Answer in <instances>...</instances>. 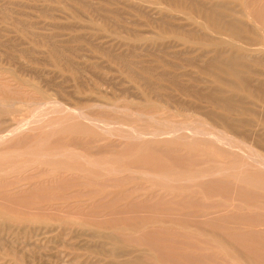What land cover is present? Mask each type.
I'll use <instances>...</instances> for the list:
<instances>
[{
  "label": "rangeland",
  "instance_id": "374dc122",
  "mask_svg": "<svg viewBox=\"0 0 264 264\" xmlns=\"http://www.w3.org/2000/svg\"><path fill=\"white\" fill-rule=\"evenodd\" d=\"M203 2L245 35L203 26ZM255 45L264 0H0V264H264V108L196 67L262 70ZM213 88L247 113L205 102ZM210 111L261 138H220Z\"/></svg>",
  "mask_w": 264,
  "mask_h": 264
},
{
  "label": "bare ground",
  "instance_id": "6f19581e",
  "mask_svg": "<svg viewBox=\"0 0 264 264\" xmlns=\"http://www.w3.org/2000/svg\"><path fill=\"white\" fill-rule=\"evenodd\" d=\"M161 1V0H160ZM164 1V0H163ZM172 2V1H171ZM176 2V1H175ZM189 2H190V0H189ZM192 2V1H191ZM218 2V1H217ZM188 3V2H187ZM201 2H197V4H200ZM206 3V2H205ZM204 2L202 3V5H199V7H198V5L196 4V7H195V5H193L192 6V4L193 3H191V12H193L194 14H196L197 16H198V18H200L199 20H200V23L204 26H206L207 25V27H208V25H210V27L212 26V28L214 29V28H217V29H219V28H222L223 30H228V32H230V35L233 37V38H239V37H241L242 35H245V33L243 34V33H241V31H240V27H239V25L238 24H236L235 23V21L234 20H231V19H229V18H227L226 17V15L223 13V12H220V10L219 11H217L218 9H219V6H218V8H214L213 6H208V5H203V4H205ZM216 3V2H215ZM220 3H222V2H220ZM173 4V3H172ZM208 4V3H207ZM211 4H213V3H211ZM224 4H226V3H224ZM242 3H240V5H241ZM223 5V4H222ZM186 6V5H185ZM189 7H190V5H189ZM188 7V8H189ZM228 7V6H227ZM136 8V7H135ZM222 8V7H221ZM228 8H230V7H228ZM227 8V9H228ZM222 10H223V8H222ZM229 10V9H228ZM190 11V10H189ZM227 11V10H226ZM193 13H191V14H193ZM246 14V13H245ZM232 16H233V14H232ZM196 17V16H195ZM124 20V19H123ZM126 20V19H125ZM113 21V20H112ZM18 22V21H17ZM115 24V23H114ZM21 25V24H20ZM23 26V25H22ZM119 26V25H118ZM117 26V27H118ZM210 27H208L209 29H210ZM206 28V27H205ZM175 29V28H174ZM207 29V28H206ZM208 30V29H207ZM212 30V29H211ZM242 30H244V29H242ZM215 31V30H214ZM213 31V32H214ZM216 32H218L219 33V31H216ZM261 34H262V32H260ZM178 34V33H177ZM225 34V33H224ZM214 35V34H213ZM226 35V34H225ZM248 35V34H247ZM252 35L253 36H255V37H258V36H260V34H258L257 32H252ZM228 36V35H227ZM226 36V37H227ZM249 36V35H248ZM247 36V37H248ZM188 37V36H187ZM214 37V36H213ZM218 37V36H217ZM245 37V36H244ZM261 37V36H260ZM27 38H29V37H27ZM43 38V37H42ZM189 38V37H188ZM225 40H226V38H224ZM250 41L253 39V38H248ZM167 40V39H166ZM230 40V38L228 39V41ZM231 40H232V38H231ZM235 40V39H234ZM257 39L255 38V41H256ZM11 42V41H10ZM238 41H234V44H236V45H240L241 43H237ZM223 43V42H222ZM227 43V42H226ZM233 44V43H232ZM234 44H233V46H234ZM244 45V44H243ZM245 47V46H244ZM252 47H254V46H252ZM255 47H256V45H255ZM249 48V47H248ZM253 48H250V50H252ZM255 49H264V45L263 46H260L259 48L258 47H256ZM54 50H55V48H54ZM18 51V50H17ZM30 51V50H29ZM53 52V51H52ZM59 53V52H58ZM130 53H131V51H130ZM203 53V52H202ZM62 54V53H61ZM60 53H59V55H61ZM54 55H55V53H54ZM258 55H261V57L264 55V51H260V54L258 53ZM29 56V55H28ZM52 56H53V54H52ZM55 56H57V55H55ZM62 56V55H61ZM124 56V55H123ZM128 56V55H127ZM243 56H244V54H243ZM242 55H237V54H234V56H231V57H227L226 59H223V58H221V56L219 55V54H214L211 58H209V59H207V60H205V61H203L201 64H198L196 67H197V69L199 70V72H203L204 74L206 73L207 75L209 74V76L211 75L214 79H216V80H220L221 82H224L228 87H231L232 89H239V90H242V91H246V92H248L249 94H250V96H252V100L249 102L252 106H257V107H262V108H264V80H260L259 78H258V80H257V78L255 77V76H253L252 75V78L250 77L251 76V74H246V75H243L242 74V70H244V69H246L245 70V72L247 71V72H251L250 71V69L252 68H249L250 66H248V63L245 61V57H243ZM246 56V55H245ZM250 56V55H249ZM157 57V56H156ZM247 57V56H246ZM252 57V56H251ZM251 57H249V58H251ZM257 57H259V56H257ZM257 57H253L252 58V61L254 60H257L256 58ZM31 58V57H30ZM111 58V57H110ZM114 58V57H113ZM119 58V57H118ZM195 58V57H194ZM249 58H246V60L247 59H249ZM56 59V58H55ZM261 59V58H260ZM34 60V59H33ZM117 62V61H116ZM136 62V61H135ZM263 62L264 61H262V64H263ZM167 63V62H166ZM196 63V62H195ZM69 65V64H68ZM251 65H254V64H251ZM260 66H261V64H260ZM149 68V67H148ZM149 70V69H148ZM197 70V71H198ZM262 70H264V69H262ZM262 70H255V71H253V69H252V72L251 73H253V74H256L258 77L260 76V78H261V76H264V71H262ZM78 71V70H77ZM130 71V70H129ZM222 73H224V74H228V75H230L231 76V82H229L228 80H222L221 78V75H222ZM166 75V74H165ZM179 75V74H178ZM152 76V75H151ZM164 76V75H163ZM253 77H255L256 78V82L254 83V84H252V81L253 80H255V79H253ZM264 78V77H263ZM170 79V78H169ZM262 79V78H261ZM147 80V79H146ZM165 80H166V78H165ZM171 80V79H170ZM176 80V79H175ZM173 81V80H172ZM199 81V80H198ZM219 81V82H220ZM149 82H151V81H149ZM168 82H169V80H168ZM171 82V81H170ZM143 83V82H142ZM152 83V82H151ZM173 83H175V82H173ZM178 82H176V84H177ZM176 84H173L174 86H176ZM178 85H180V84H177V87H178ZM180 87H182V86H179V88ZM186 87V86H185ZM184 87V91H185V89L187 88H185ZM178 88V89H179ZM183 88V87H182ZM181 89V88H180ZM191 89H189V91H190ZM144 91V90H143ZM187 91V90H186ZM20 92V91H19ZM182 92V91H181ZM188 92V91H187ZM222 92H224L223 91V88L222 89H220V88H213L212 90H206L205 92H203V93H201V98L202 99H204V101L205 102H207V103H209V104H211V105H214L215 107L217 106V108L218 107H222V109H224V111L226 110V112L228 111V112H241V111H243V112H246V111H244V110H242V109H240V108H242V105H241V103L244 101V100H242V102H241V97L239 98V97H237V96H224V95H222L223 93ZM11 93V92H10ZM194 93V92H193ZM240 93V92H239ZM243 93V92H242ZM14 94V93H13ZM22 94V93H21ZM187 94V93H186ZM196 94V93H195ZM170 95V94H169ZM190 95H192V94H190ZM242 95V94H241ZM16 96V95H15ZM243 96V95H242ZM246 96V95H245ZM135 97V96H134ZM168 98H170V97H168ZM248 98V97H247ZM172 99V98H171ZM17 100V99H16ZM5 102L6 101H3V100H0V103L2 104V103H4L5 104ZM36 103V102H35ZM6 104H7V102H6ZM5 104V106H7ZM38 104V103H37ZM177 104V103H176ZM243 104V103H242ZM40 105V104H39ZM197 105V104H196ZM179 106V105H178ZM187 106V105H186ZM194 106V105H193ZM39 107V106H38ZM172 108V107H171ZM246 108V107H245ZM39 109V108H38ZM181 109V108H180ZM196 109V108H195ZM76 110V109H75ZM187 110V109H186ZM248 112H251L252 113V111L253 110H251V109H246ZM193 111H194V109H193ZM79 112V111H78ZM82 112V111H81ZM81 112H79V113H77V114H79L80 116L82 115V113ZM254 112V111H253ZM30 113V112H29ZM163 113V112H162ZM206 114H204V115H206L208 118H211L212 117V120L214 119V120H216V122L215 123H217L218 124V126L219 127H221L222 129H223V131L225 132H223V134H222V131H221V134H222V137H220V138H223L224 140H226L225 138H227L228 136L230 137V138H234L235 136H242V137H244V136H250V137H257V138H259L260 136H261V134H262V131H264V130H262L261 132H259V133H255V132H250L249 130L247 131L246 129H244V127L246 128V126L248 127V126H250V125H252V122H253V120H246V119H239V118H228V117H225L223 114L221 115V114H219V115H216V114H214L213 112H205ZM247 113V112H246ZM129 114V113H128ZM218 114V113H217ZM241 114H242V112H241ZM86 115V114H85ZM259 115V114H258ZM72 116V115H71ZM77 116V115H76ZM154 116V115H153ZM83 117V116H82ZM130 117V116H129ZM151 117V116H150ZM163 117V116H162ZM79 118V117H78ZM165 119V118H164ZM93 120V119H92ZM92 120H90V121H92ZM99 120V119H98ZM155 120V119H154ZM213 120V121H214ZM63 121V120H62ZM65 121V120H64ZM68 121V120H67ZM94 121V120H93ZM102 121V120H101ZM160 121V120H159ZM95 122V121H94ZM163 122V121H162ZM169 122V121H168ZM192 122V121H191ZM201 122V121H200ZM24 123V122H23ZM104 123V122H103ZM177 123V122H176ZM214 123V124H215ZM55 124V123H54ZM96 124V123H95ZM170 124H172L171 122H170ZM185 124V123H184ZM213 124V123H212ZM56 125V124H55ZM108 125V124H107ZM111 125V124H110ZM183 125V124H182ZM207 125V124H206ZM77 126V125H76ZM185 126V125H184ZM210 126V125H209ZM174 127V126H173ZM172 127V128H173ZM181 127V126H180ZM192 127V126H191ZM105 128V127H104ZM171 128V127H170ZM110 129V128H109ZM182 129V128H181ZM196 129H198V128H196ZM196 129L194 130V132L196 133V132H198V131H196ZM108 130V129H107ZM106 130V131H107ZM171 130V129H170ZM174 130V129H173ZM191 130V129H190ZM105 131V132H106ZM111 131V130H110ZM117 131V130H116ZM135 131V130H134ZM149 131V130H148ZM177 131V130H176ZM203 131V130H202ZM202 131H201V133H202ZM215 131V130H214ZM151 132V131H150ZM168 132H170V131H168ZM178 132V131H177ZM192 132V131H191ZM135 133H137V132H135ZM145 133V132H144ZM193 133V132H192ZM199 133V132H198ZM197 133V134H198ZM201 133H200V135H201ZM217 133V132H216ZM105 134V133H104ZM142 134V133H141ZM191 134V133H190ZM194 134V133H193ZM204 134V133H203ZM206 134H207V132H206ZM208 134H210V133H208ZM152 135V134H151ZM163 135V134H162ZM159 136V135H158ZM188 136H189V134H188ZM198 136V135H197ZM203 136V135H202ZM207 136V135H206ZM220 136V135H219ZM219 136H218V140H221V139H219ZM135 137V136H134ZM153 137V136H152ZM212 137V136H211ZM228 137V138H229ZM136 138V137H135ZM215 139L217 138V136L216 137H214ZM227 138V139H228ZM238 138V137H237ZM261 138V137H260ZM197 139V138H196ZM222 139V140H223ZM246 139V138H245ZM234 140V139H233ZM238 140V139H237ZM236 140V141H237ZM262 141L264 140V139H261ZM72 141V140H71ZM143 141H145V140H143ZM215 141V140H214ZM228 141V140H227ZM227 141H224L225 143L227 142ZM235 141V140H234ZM258 141V140H257ZM89 142V141H88ZM218 142V141H217ZM230 142H231V144H232V141L230 140ZM229 143V142H228ZM238 143V142H237ZM263 143H264V141H263ZM262 143V144H263ZM75 144V143H74ZM246 144V143H245ZM224 145V144H223ZM244 145V144H243ZM258 145V144H257ZM136 146V145H135ZM226 146H227V144H226ZM232 147V146H231ZM88 148V147H87ZM236 148V147H235ZM83 149V148H82ZM108 150V149H107ZM251 150V149H250ZM249 150H247V152H248ZM64 152V151H63ZM62 152V153H63ZM257 152V151H256ZM61 153V152H60ZM75 153V152H74ZM252 153V152H251ZM249 154V153H248ZM57 155V154H56ZM60 155V154H59ZM247 155V154H246ZM251 155V154H250ZM254 155H256V153L254 154ZM244 156V155H243ZM52 157V156H51ZM245 157V156H244ZM80 158V157H79ZM263 161V160H262ZM86 162V161H85ZM84 163V162H83ZM104 163V162H103ZM197 163H199V162H197ZM201 163V162H200ZM258 163V162H257ZM90 164V163H89ZM260 165V164H259ZM94 166H95V164H94ZM261 166H262V164H261ZM258 167V166H257ZM91 168V167H90ZM260 168V167H259ZM35 169V168H34ZM51 170H53V169H51ZM110 170V169H109ZM43 171V170H42ZM44 171H46V170H44ZM111 171H112V169H111ZM129 171V170H128ZM178 171V170H177ZM218 171V170H217ZM221 171V170H220ZM145 173V172H144ZM34 174V173H33ZM211 174H213V173H211ZM35 175H37V174H35ZM148 176V175H147ZM154 176V175H153ZM204 176V175H203ZM107 178V177H106ZM212 178V177H211ZM119 180V179H118ZM171 181V180H170ZM183 181V180H182ZM172 182V181H171ZM229 182V181H228ZM217 183V182H216ZM48 184V183H47ZM59 184V183H58ZM72 184V183H71ZM77 184V183H76ZM44 186V185H43ZM242 186V185H241ZM49 187H51V185L49 186ZM198 187V186H197ZM63 188V187H62ZM34 189V188H33ZM128 191V190H127ZM233 193V192H232ZM245 193V192H244ZM249 193V192H248ZM176 194V193H175ZM174 195V194H173ZM39 196V195H38ZM42 196V195H41ZM262 196V195H261ZM43 197V196H42ZM190 200V199H189ZM190 202V201H189ZM195 202V201H194ZM177 203V202H176ZM142 204V203H141ZM136 205V204H135ZM147 205V204H146ZM200 205V204H199ZM232 205V204H231ZM131 207V206H130ZM138 207V206H137ZM161 207V206H160ZM163 207V206H162ZM148 208V207H147ZM173 208V207H172ZM170 209V208H169ZM178 210V209H177ZM193 210V209H192ZM139 212V211H138ZM188 212V211H187ZM146 213V212H145ZM213 213V212H212ZM211 213V214H212ZM241 213V212H240ZM135 214V213H134ZM162 214V213H161ZM245 214V213H244ZM249 214V213H248ZM254 214V213H253ZM146 215V214H145ZM150 215V214H149ZM157 215V214H156ZM169 215V214H168ZM167 215V216H168ZM175 215V214H174ZM188 215V214H187ZM227 215V214H226ZM239 215V214H238ZM237 215V216H238ZM132 216V215H131ZM185 216V215H184ZM246 216V215H245ZM140 217V216H139ZM179 217V216H178ZM186 217V216H185ZM235 217H236V215H235ZM247 217V216H246ZM172 218V217H171ZM187 218V217H186ZM185 218V219H186ZM195 218V217H194ZM255 218V217H254ZM132 219V218H131ZM241 219V218H240ZM135 220V219H134ZM189 220V219H188ZM192 220V219H191ZM210 220V219H209ZM251 220V219H250ZM257 220V219H256ZM222 221V220H221ZM195 222H197V221H195ZM224 222V221H223ZM202 223V222H201ZM198 224V223H197ZM209 225V224H208ZM215 225V224H214ZM238 225V224H237ZM202 226V225H201ZM245 226V225H244ZM146 228V227H145ZM230 228V227H229ZM159 229V228H158ZM161 229V228H160ZM178 230V229H177ZM157 231V230H156ZM164 231H167V230H164ZM163 231V232H164ZM248 231V230H247ZM153 232V231H152ZM168 232V231H167ZM215 232V231H214ZM157 233V232H156ZM169 233V232H168ZM251 233H252V231H251ZM94 234H96V233H94ZM119 234V233H118ZM156 235V234H155ZM249 235V234H248ZM115 236V235H114ZM147 236H148V234H147ZM249 236H251V234L249 235ZM248 236V237H249ZM126 237V236H125ZM156 237V236H155ZM167 237V236H166ZM195 237V236H194ZM158 238V237H157ZM162 238V237H161ZM165 238V237H164ZM172 238V237H171ZM196 238V237H195ZM245 238H246V236H245ZM250 238V237H249ZM151 240V239H150ZM181 240V239H180ZM160 241V240H159ZM173 241V240H172ZM178 241H179V239H178ZM187 242V241H186ZM150 242H148V244H149ZM147 244V245H148ZM181 244V243H180ZM162 245V244H161ZM163 246V245H162ZM161 246V247H162ZM190 246V245H189ZM149 247V246H148ZM194 247V246H193ZM123 248H124V246H123ZM239 248V247H238ZM251 248V247H250ZM130 250V249H129ZM153 250V249H152ZM159 250V249H158ZM167 250V249H166ZM163 251V250H162ZM158 252V251H157ZM167 252V251H166ZM170 252V251H169ZM172 252V251H171ZM174 252V251H173ZM187 252V251H186ZM176 253V252H175ZM184 253V252H183ZM182 253V254H183ZM188 254H189V252H187ZM197 253V252H196ZM243 254L242 255H244L245 254V252H242ZM161 254H163V253H161ZM171 254V253H170ZM185 254V253H184ZM183 254V255H184ZM191 254V253H190ZM189 254V255H190ZM230 254H231V252H230ZM229 254V255H230ZM233 254H235V253H233ZM247 254V253H246ZM245 254V255H246ZM250 254V253H249ZM163 255H165V254H163ZM167 255V254H166ZM180 255V254H179ZM200 255V254H199ZM203 255V254H202ZM206 255H207V253H206ZM239 255L241 256V254L239 253ZM257 255V254H256ZM131 256V255H130ZM141 256V255H140ZM169 256V255H168ZM185 256V255H184ZM193 256H195V255H192V258H194ZM198 256V255H197ZM201 256V255H200ZM249 256V255H248ZM253 256V255H252ZM252 256H251V254H250V257L252 258ZM134 257V256H133ZM161 257H162V255H161ZM171 257V256H170ZM203 257V256H202ZM202 257H200V258H202ZM241 257H243V256H241ZM247 257V256H246ZM136 258V257H135ZM165 258H167V257H165ZM185 258V257H184ZM183 258V259H184ZM191 258V257H190ZM231 258V257H230ZM237 258V257H236ZM245 258V257H244ZM249 258V257H248ZM134 259V258H133ZM173 259V258H172ZM180 259V258H179ZM195 259H197V258H195ZM208 259V258H207ZM210 259V258H209ZM208 259V260H209ZM253 259V258H252ZM260 259V258H259ZM262 259V258H261ZM135 260V259H134ZM134 260H128L129 262H125L126 264L128 263V264H134ZM138 260V259H137ZM140 260V259H139ZM169 260V259H168ZM194 260V259H193ZM201 260V259H200ZM213 260H215V259H213ZM229 260V259H228ZM244 260V259H243ZM249 260H251L250 258H249ZM264 260V259H263ZM121 261V260H120ZM123 261V260H122ZM170 261V260H169ZM172 261V260H171ZM177 261V260H176ZM184 261H187V260H184ZM192 261V260H191ZM216 261V260H215ZM230 262H231V260H229ZM238 261V260H237ZM188 262V261H187ZM201 262V261H200ZM199 262V263H200ZM219 262V261H218ZM217 262V263H218ZM233 262V261H232ZM248 262V260L246 261V264H248L247 263ZM260 262V261H259ZM124 263V262H123ZM144 263V262H143ZM164 263V262H163ZM181 263V262H180ZM195 263H197V261L196 260H194L193 262H189V264H195ZM207 263V262H206ZM205 263V264H206ZM214 263H216V262H214ZM221 263V262H220ZM234 263H235V260H234ZM239 263H242L241 261L239 262ZM119 264V263H118ZM144 264H146V263H144ZM162 264V263H161ZM165 264V263H164ZM198 264V263H197ZM202 264H204V263H202ZM258 264V263H257Z\"/></svg>",
  "mask_w": 264,
  "mask_h": 264
}]
</instances>
